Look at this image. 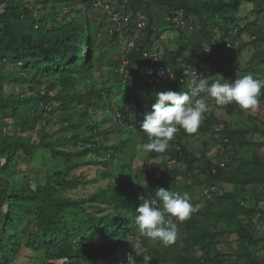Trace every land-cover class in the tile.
Instances as JSON below:
<instances>
[{
  "label": "trees",
  "instance_id": "16d2710c",
  "mask_svg": "<svg viewBox=\"0 0 264 264\" xmlns=\"http://www.w3.org/2000/svg\"><path fill=\"white\" fill-rule=\"evenodd\" d=\"M93 4L0 0V264H128L141 250L151 259L136 253L138 264H264V157H240L244 147H264L252 139L264 137L256 115L264 89L255 111L209 103L195 133L180 128L156 153L144 150L140 123L168 90L139 82L143 50L161 42L160 21L180 39L176 50L161 45L172 70L207 63L209 83L219 74L264 80V0H117L116 10L147 23L140 51L126 57L127 81L115 72L125 56L114 23ZM234 37L238 53L220 62ZM100 73L116 77L114 86L101 87ZM53 161L63 166L51 170ZM211 186L223 193L209 198ZM158 188L187 194L197 208L183 222L173 218L169 246L135 223L139 197L155 198Z\"/></svg>",
  "mask_w": 264,
  "mask_h": 264
},
{
  "label": "clouds",
  "instance_id": "9594fccd",
  "mask_svg": "<svg viewBox=\"0 0 264 264\" xmlns=\"http://www.w3.org/2000/svg\"><path fill=\"white\" fill-rule=\"evenodd\" d=\"M262 89L264 80L257 79L251 74L240 75L232 82H228L219 74L211 83L207 78L200 77L198 82H192L189 91L186 92L172 90L157 92L155 103L151 110L144 114L140 123V128L148 140L143 145L144 150L165 152L180 128L186 133H195L203 114L208 110L206 99L201 94H205L210 100L214 99L219 106L234 102L243 110L255 111L259 107ZM139 199L141 203L136 209L135 223L140 235L159 241L164 246L173 244L177 239V224L173 218L183 222L197 210L190 203L187 194L181 196L164 188H158L155 198L141 195ZM140 241L138 239L136 250L141 247ZM135 254H128V264H138ZM141 254L144 259L148 261L151 259L144 255V250L137 253Z\"/></svg>",
  "mask_w": 264,
  "mask_h": 264
},
{
  "label": "built area",
  "instance_id": "2783aa9c",
  "mask_svg": "<svg viewBox=\"0 0 264 264\" xmlns=\"http://www.w3.org/2000/svg\"><path fill=\"white\" fill-rule=\"evenodd\" d=\"M93 7L109 14L111 21L114 23L111 33L118 34V43L125 56L122 66L116 69L115 72L119 74L124 81H127L131 77V71L128 69L130 67V62L126 57L133 51H140L142 46L141 41L145 39L143 31L147 27V23L143 21L141 13L136 20H133L131 14L124 15L116 10L107 0H94ZM168 20L173 21L183 28H189L192 32L198 28L196 22L188 24V21L184 20L181 15H173L168 17ZM241 44L240 39L236 37H234L233 41L228 42L225 45L220 62H222L224 58L230 55L232 56L233 52H238ZM159 45L160 43L158 46L156 45L157 48L151 47L143 50L145 64L139 75V82L149 86H162L166 90H173V86L177 84L183 89L189 90L192 82H198L200 77H205L210 81V74L213 68L209 67L207 63L202 64L200 67L194 66V68L184 66L181 71L176 72L166 64L165 52L162 46ZM139 94L140 92L138 91L137 95ZM225 166V162L221 164V167L224 168ZM214 193L222 194L223 192L219 191L216 186H211L205 190V194L209 198H211Z\"/></svg>",
  "mask_w": 264,
  "mask_h": 264
},
{
  "label": "rangeland",
  "instance_id": "374dc122",
  "mask_svg": "<svg viewBox=\"0 0 264 264\" xmlns=\"http://www.w3.org/2000/svg\"><path fill=\"white\" fill-rule=\"evenodd\" d=\"M112 2H114V6L115 7H117V0H111ZM246 14H245V18H246V16H248V14H247V11L245 12ZM160 29H159V32H158V34H160L162 37L160 38V45H163V47L165 48V44H168L169 46H170V48H171V50H176V49H179V42H180V39H179V36H178V32L177 31H175V29H173V27L172 26H170V25H168V24H165L163 21H160ZM158 44H159V42H157L156 43V45L158 46ZM154 46V48H157V46ZM159 45V46H160ZM238 53V52H237ZM246 54V55H245ZM176 55L178 56V58H179V60H181V57H180V52L179 53H176ZM238 57V59L239 60H241V58L243 59H248L249 58V54H247V53H244V54H242L240 57L239 56H236L235 58H237ZM115 81H116V77L114 78V76L112 77H108V76H106V75H102L101 76V73L100 74H98V82H99V85L101 86V87H105V85H103V83L105 84L106 83V88L108 89V88H111V87H113L114 86V84H115ZM122 89H125V86H123V87H121ZM111 96V95H110ZM113 96V95H112ZM201 96H203V98H205L206 99V102H207V104H209V103H211V102H208L207 101V99L209 98V97H207V96H205V95H202L201 94ZM197 98H199V97H197ZM149 107V106H148ZM148 110L150 111L151 110V107H149L148 108ZM259 113H256V115L257 116H259L262 120H264V109H259V111H258ZM237 120V118H235V119H231V121L233 122V123H235V121ZM59 124V126H58V128H55V130L56 131H58V129L60 128V126H61V122L60 123H58ZM129 131H130V129H128ZM67 134H65V133H63V132H61V133H59V139L61 138V137H63V136H66ZM253 140H255V142H264V137L263 136H261V135H258V136H254L253 138H252ZM198 146H200L201 147V144L199 143V145ZM199 147V148H200ZM138 150H140L139 152H138V157L139 156H141V155H144V153H142L141 152V149L140 148H138ZM244 157L245 159H251V158H254V156H260V157H264V147H259V145H255V146H248V147H244L242 150H241V155H240V157ZM138 159L139 158H137L136 160L138 161ZM145 164L146 163H143L142 165H141V168H143V169H145L144 167H145ZM148 167L149 166H151V165H149V164H146ZM61 166H63V163L62 162H55V161H53V162H51L50 163V165H49V169H57V168H59V167H61Z\"/></svg>",
  "mask_w": 264,
  "mask_h": 264
},
{
  "label": "crops",
  "instance_id": "0c3cea01",
  "mask_svg": "<svg viewBox=\"0 0 264 264\" xmlns=\"http://www.w3.org/2000/svg\"><path fill=\"white\" fill-rule=\"evenodd\" d=\"M107 76H108V75H107ZM207 101H208V102H211L212 104L215 103V100H214V99L210 100V99L208 98Z\"/></svg>",
  "mask_w": 264,
  "mask_h": 264
}]
</instances>
